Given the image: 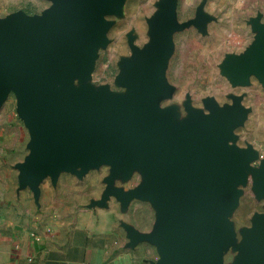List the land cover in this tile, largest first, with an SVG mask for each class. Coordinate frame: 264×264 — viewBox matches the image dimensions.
<instances>
[{
	"label": "water",
	"instance_id": "95a60500",
	"mask_svg": "<svg viewBox=\"0 0 264 264\" xmlns=\"http://www.w3.org/2000/svg\"><path fill=\"white\" fill-rule=\"evenodd\" d=\"M53 2L43 18L17 14L0 20V110L13 91L18 118L30 136L29 156L18 167L20 186L37 191L47 176L103 165L118 171L110 180H128L141 165L144 184L117 198L124 206L152 200L164 214L168 226L142 237L162 249L157 264H217L230 229L216 211L230 192L216 178L236 173L245 156L219 151L206 157L200 146L223 138L236 120L233 113L209 119L198 115L177 126L160 110L170 92L159 77L168 32L175 29L168 20L157 29L155 47L135 54L128 79L132 95L126 103L90 91L77 96L73 82L87 79L94 51L105 41L104 16L119 0ZM243 70L264 72V54ZM245 254L251 264H264V243L259 253L251 242Z\"/></svg>",
	"mask_w": 264,
	"mask_h": 264
},
{
	"label": "rangeland",
	"instance_id": "374dc122",
	"mask_svg": "<svg viewBox=\"0 0 264 264\" xmlns=\"http://www.w3.org/2000/svg\"><path fill=\"white\" fill-rule=\"evenodd\" d=\"M53 6V0H0V20L17 14L43 18ZM165 20L175 29L168 32V52L159 72L170 92L159 108L177 126L193 122L198 115L209 119L215 113H233L236 120L224 137L203 142L200 150L206 157L219 151L245 156L236 173L216 178L230 192L216 211L230 229V240L221 247L217 264H251L247 247L254 241L260 253L264 243V72L244 73L243 66L264 54V0H119L115 10L104 16L105 41L94 51L87 79L75 80L72 91L77 96L90 91L126 103L132 95L128 79L136 65L135 54L155 47L157 29ZM15 95L9 94L1 110L24 126ZM116 170L113 165L93 168L91 179L116 197L146 181L141 165L128 180H110ZM128 204L131 213L135 205L141 207L135 213L143 228L144 223L146 229L150 227L143 235L168 226L152 200ZM155 257L163 258L157 252Z\"/></svg>",
	"mask_w": 264,
	"mask_h": 264
},
{
	"label": "crops",
	"instance_id": "0c3cea01",
	"mask_svg": "<svg viewBox=\"0 0 264 264\" xmlns=\"http://www.w3.org/2000/svg\"><path fill=\"white\" fill-rule=\"evenodd\" d=\"M28 130L0 112V264H157L162 249L142 240L136 213L91 170L61 173L21 187L18 167L29 156ZM96 188V189H95ZM98 189H100L98 191ZM98 193V197L94 193ZM149 226V225H148Z\"/></svg>",
	"mask_w": 264,
	"mask_h": 264
},
{
	"label": "bare ground",
	"instance_id": "6f19581e",
	"mask_svg": "<svg viewBox=\"0 0 264 264\" xmlns=\"http://www.w3.org/2000/svg\"><path fill=\"white\" fill-rule=\"evenodd\" d=\"M256 49H257V47L255 46V47L253 48V50L250 51V53L254 52ZM244 58H246V56H245ZM263 242H264V241H263Z\"/></svg>",
	"mask_w": 264,
	"mask_h": 264
},
{
	"label": "built area",
	"instance_id": "2783aa9c",
	"mask_svg": "<svg viewBox=\"0 0 264 264\" xmlns=\"http://www.w3.org/2000/svg\"><path fill=\"white\" fill-rule=\"evenodd\" d=\"M85 264H87V263H85Z\"/></svg>",
	"mask_w": 264,
	"mask_h": 264
}]
</instances>
